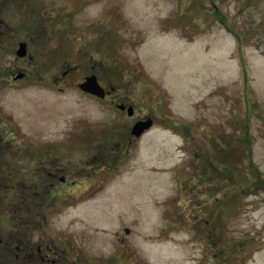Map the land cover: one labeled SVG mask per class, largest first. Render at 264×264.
I'll return each mask as SVG.
<instances>
[{
    "label": "rangeland",
    "instance_id": "rangeland-1",
    "mask_svg": "<svg viewBox=\"0 0 264 264\" xmlns=\"http://www.w3.org/2000/svg\"><path fill=\"white\" fill-rule=\"evenodd\" d=\"M0 166V236L31 197L95 264H264V0H0Z\"/></svg>",
    "mask_w": 264,
    "mask_h": 264
},
{
    "label": "flooded vegetation",
    "instance_id": "flooded-vegetation-1",
    "mask_svg": "<svg viewBox=\"0 0 264 264\" xmlns=\"http://www.w3.org/2000/svg\"><path fill=\"white\" fill-rule=\"evenodd\" d=\"M27 51H28V46H27ZM111 95H115L114 89L106 88L105 98ZM115 105L117 106L118 109L120 106H124L125 109H120L122 113H127L129 117H133L128 114V108L131 107L132 105L126 103L124 104L120 102H115ZM132 107L134 108V106ZM149 117L151 116H144L143 118H141V120L148 119ZM38 171L39 172L35 174V178L32 181L35 184V186H37V188L41 186H46L47 185L46 182H49V185L52 186L55 184L56 179L58 178L62 182L67 181L65 178L66 177L65 170L59 168L58 166L52 165L51 167H41L38 169ZM35 195L40 196L41 194L35 193ZM41 197L45 198L44 195H41ZM42 204L43 202L40 203V205ZM46 214H47L46 211H41V213L35 214L34 216H22V218L11 220V223L14 224L15 226H17V224H19L20 222L26 223L27 226L24 231H19L17 233L11 234V240L10 242H8V244L10 246L9 251L12 252V256H10L7 259H0V264H95L94 260L85 259V257L83 258L81 256L80 251L75 249V247H74L75 249L74 254H69V251H67L66 248L63 247L64 244H62L61 242L62 238L60 236L53 237L45 233V229H46L45 224L47 223ZM41 231L43 234L39 235L38 237L39 242L35 243V238L37 237V233ZM0 241L1 242L3 241L2 237H0ZM75 254H76V258H74ZM69 255H74V256L69 257ZM99 264H106V262L105 263L100 262Z\"/></svg>",
    "mask_w": 264,
    "mask_h": 264
},
{
    "label": "trees",
    "instance_id": "trees-1",
    "mask_svg": "<svg viewBox=\"0 0 264 264\" xmlns=\"http://www.w3.org/2000/svg\"><path fill=\"white\" fill-rule=\"evenodd\" d=\"M0 171H2V170H0ZM2 173H0V179L2 178V180H3V174ZM253 174L255 175V177H256L258 182L262 181L261 185L264 186V178L262 177V175H260V173L257 170H255L253 172ZM46 184H47L46 186H41V187H38L37 189H38V192H41V194H44V196L46 195L47 199L45 200V204L48 203L47 205H49L51 203L50 202L51 199L49 198V194L53 191L54 185H52V186L49 185V182H46ZM25 186H27V185H24L21 188H25ZM0 187H1V182H0ZM12 190H13V188L11 190H9V191L12 192ZM9 201L10 200H5V204H6L5 210L12 211L13 213L14 212H18V211H22V210H25V211L26 210H30V209L33 208L34 204H38L39 205L40 203H42V201H37V200H34L33 198L27 199L26 197L25 198L19 197L17 200H13L11 202H9ZM31 204H33V205H31ZM0 205H3V200L2 199H0ZM13 213H12V218L14 220L17 219V218H22V217L15 216V214H13ZM47 217H48V215H47ZM26 226H27L26 223L20 222L19 224H17V226H15V229L10 234L6 235V233H5L4 235L0 236V237L3 238V241L2 242L0 241V259H7L10 256H12V252L9 251V247L10 246L8 244V242H10V240H11V234L17 233L19 231H24L26 229ZM15 243H13V244H15Z\"/></svg>",
    "mask_w": 264,
    "mask_h": 264
},
{
    "label": "water",
    "instance_id": "water-1",
    "mask_svg": "<svg viewBox=\"0 0 264 264\" xmlns=\"http://www.w3.org/2000/svg\"><path fill=\"white\" fill-rule=\"evenodd\" d=\"M17 56L22 58L27 56V44L25 42L20 43ZM23 76L24 74H19L16 79H21ZM80 89L99 98H104L106 96V91L99 83L96 75L86 77L85 81L80 84ZM120 108L125 109L124 106H121ZM128 114L130 116L134 114L133 107L128 108ZM153 123L152 119L136 122L133 126L132 134L135 137H141L147 130L152 128Z\"/></svg>",
    "mask_w": 264,
    "mask_h": 264
}]
</instances>
